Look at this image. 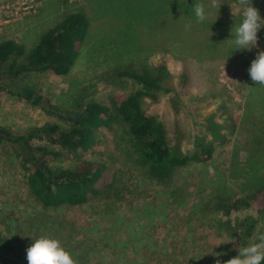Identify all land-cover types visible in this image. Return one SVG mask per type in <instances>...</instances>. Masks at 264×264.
Listing matches in <instances>:
<instances>
[{"label": "rangeland", "instance_id": "rangeland-1", "mask_svg": "<svg viewBox=\"0 0 264 264\" xmlns=\"http://www.w3.org/2000/svg\"><path fill=\"white\" fill-rule=\"evenodd\" d=\"M206 3H215L213 16L185 30L193 0H0V43L13 40L26 55L69 12H82L90 22L67 76L30 71L9 80L45 101L34 105L2 94L0 128L14 135L46 124L67 129L62 116L73 117L90 103L108 106L114 117L81 154L102 168L94 185L102 193L80 206H44L28 185L17 145L0 144V264H27L31 238L44 234L59 240L75 264H215L212 249L226 261L264 233V211L243 224L247 214L237 205L264 188V85L247 71L264 50V27L251 51L232 53L224 41L242 0ZM252 6L264 18V0ZM131 67H166L165 92L145 97L143 108L184 152L204 138L211 160L178 168L162 182L135 163L127 127L112 105L117 95L131 93L133 81L119 75ZM64 155L50 160L51 170L74 169L76 160Z\"/></svg>", "mask_w": 264, "mask_h": 264}, {"label": "trees", "instance_id": "trees-1", "mask_svg": "<svg viewBox=\"0 0 264 264\" xmlns=\"http://www.w3.org/2000/svg\"><path fill=\"white\" fill-rule=\"evenodd\" d=\"M89 26V19L84 13L69 12L59 24L41 36L27 55L21 44L13 40L1 42L0 67L4 66L5 70L0 80V96L6 93L41 105V95L27 86H14L9 80L19 79L23 73L30 71L50 70L57 76H67L80 56ZM119 75L130 78L133 89L128 95H117L112 105L127 127L128 140L137 156L135 163L142 166L149 178L162 182L178 168L211 160L213 149L204 138L199 139L194 150L184 152L180 143H173L169 138L164 125L143 108L145 97L156 99L157 93L165 92L162 82L169 75L166 67L159 68V71L156 68L138 70L131 67V70H123ZM72 116H62L70 124L67 129L57 124H46L24 135H14L0 128V144L11 142L17 145L28 170V185L46 207L80 206L102 193L94 187L102 168L82 160L81 154L93 146L96 130L111 125L113 114L108 106L90 103L83 112ZM218 127L211 123L215 131ZM36 139L44 141L43 145H34ZM61 154L76 160L73 170L50 169V160ZM237 203L247 214V218L241 219L243 224L248 219L256 222L264 211V188L259 189L250 201ZM254 222L248 231L252 230Z\"/></svg>", "mask_w": 264, "mask_h": 264}, {"label": "clouds", "instance_id": "clouds-1", "mask_svg": "<svg viewBox=\"0 0 264 264\" xmlns=\"http://www.w3.org/2000/svg\"><path fill=\"white\" fill-rule=\"evenodd\" d=\"M215 3L209 5L206 0H193L190 11L187 12L189 19L185 22V30H190L193 23L205 24L212 16ZM234 15V12L232 10ZM184 16V15H182ZM181 16V17H182ZM238 22L234 21L230 29V38L225 40L231 45L234 51H251L256 45L258 31L264 27L259 10L252 6V0H242V6L238 10ZM248 75L251 81L264 85V50L257 52L248 68ZM231 242V241H229ZM228 243V242H227ZM237 255L221 261L219 258L225 253H210L215 257V264H262L264 262V233L256 237L255 242L241 244ZM27 264H75L71 253L67 251L56 238L48 234L40 235L35 239L31 238V244L26 248Z\"/></svg>", "mask_w": 264, "mask_h": 264}, {"label": "water", "instance_id": "water-1", "mask_svg": "<svg viewBox=\"0 0 264 264\" xmlns=\"http://www.w3.org/2000/svg\"><path fill=\"white\" fill-rule=\"evenodd\" d=\"M42 101H45V98H43Z\"/></svg>", "mask_w": 264, "mask_h": 264}]
</instances>
